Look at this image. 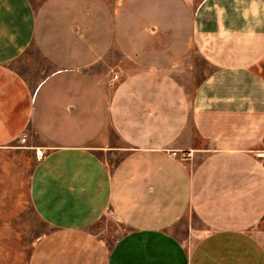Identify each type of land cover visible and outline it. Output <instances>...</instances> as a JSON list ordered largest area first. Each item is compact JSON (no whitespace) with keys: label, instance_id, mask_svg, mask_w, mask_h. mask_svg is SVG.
I'll return each mask as SVG.
<instances>
[{"label":"crops","instance_id":"obj_1","mask_svg":"<svg viewBox=\"0 0 264 264\" xmlns=\"http://www.w3.org/2000/svg\"><path fill=\"white\" fill-rule=\"evenodd\" d=\"M263 68L264 0H0V141L47 145L28 264H264Z\"/></svg>","mask_w":264,"mask_h":264},{"label":"rangeland","instance_id":"obj_2","mask_svg":"<svg viewBox=\"0 0 264 264\" xmlns=\"http://www.w3.org/2000/svg\"><path fill=\"white\" fill-rule=\"evenodd\" d=\"M189 33V18L185 36ZM33 53V47H30ZM205 77L212 71L205 61L197 60ZM264 75V68L257 70ZM38 149L42 154H38ZM47 145L31 127H11L9 140L0 141V264H28L38 240L50 226L35 212L29 199V178L36 162L46 153ZM264 229V218L255 230ZM98 236L109 244L120 233L118 221L106 212L93 226Z\"/></svg>","mask_w":264,"mask_h":264},{"label":"built area","instance_id":"obj_3","mask_svg":"<svg viewBox=\"0 0 264 264\" xmlns=\"http://www.w3.org/2000/svg\"><path fill=\"white\" fill-rule=\"evenodd\" d=\"M117 78H118V74L117 73H113L111 79L112 80H116Z\"/></svg>","mask_w":264,"mask_h":264},{"label":"bare ground","instance_id":"obj_4","mask_svg":"<svg viewBox=\"0 0 264 264\" xmlns=\"http://www.w3.org/2000/svg\"><path fill=\"white\" fill-rule=\"evenodd\" d=\"M38 154H42V152H41V150H38V152H37Z\"/></svg>","mask_w":264,"mask_h":264}]
</instances>
